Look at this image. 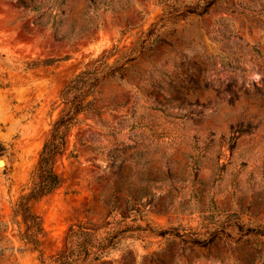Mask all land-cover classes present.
Here are the masks:
<instances>
[{
	"label": "rangeland",
	"instance_id": "374dc122",
	"mask_svg": "<svg viewBox=\"0 0 264 264\" xmlns=\"http://www.w3.org/2000/svg\"><path fill=\"white\" fill-rule=\"evenodd\" d=\"M35 1L0 0V264H40L14 204L62 88L114 47L124 77L100 85L105 111L80 116L57 157L62 184L33 203L44 256L111 212L156 231L84 264H264V0ZM222 223L211 243L190 241Z\"/></svg>",
	"mask_w": 264,
	"mask_h": 264
},
{
	"label": "trees",
	"instance_id": "16d2710c",
	"mask_svg": "<svg viewBox=\"0 0 264 264\" xmlns=\"http://www.w3.org/2000/svg\"><path fill=\"white\" fill-rule=\"evenodd\" d=\"M214 1L207 0V5H211ZM20 3L30 9L40 7L35 0H20ZM115 49L116 47L93 60L89 67L75 74L62 88L60 92V99L64 105L62 112L52 124L50 136L45 141L38 164L31 173L27 192L22 193L14 204L13 220L19 225L21 221L23 223V227L19 230L20 238L31 250L39 253L40 264H84L105 261L109 249L117 247L129 232L147 229L156 231L151 227H142L140 224L129 225L126 222L129 215L122 213L121 218L117 219L110 212L103 225L96 226L92 222H80L70 226L66 235L65 247L56 254L44 256L40 248V236L44 227L42 217L34 210L33 203L54 192L62 184L63 179L56 168L57 157L66 150L73 129L83 122L80 116L82 114L100 116L105 111L106 104L101 96L100 85L107 78L122 79L124 77L125 66L110 64L108 60V54ZM54 61L55 59L49 58L43 60L42 63L48 65ZM5 151L6 147L0 141V154ZM136 220L138 219H132V221ZM234 226L240 227L237 224ZM227 229L228 223H222L205 233H199L190 241L196 245H207L218 234L227 233ZM248 230L250 229H247V232ZM158 233L173 232L164 229L159 230Z\"/></svg>",
	"mask_w": 264,
	"mask_h": 264
},
{
	"label": "water",
	"instance_id": "95a60500",
	"mask_svg": "<svg viewBox=\"0 0 264 264\" xmlns=\"http://www.w3.org/2000/svg\"><path fill=\"white\" fill-rule=\"evenodd\" d=\"M4 161L3 159H0V165H1V162Z\"/></svg>",
	"mask_w": 264,
	"mask_h": 264
},
{
	"label": "bare ground",
	"instance_id": "6f19581e",
	"mask_svg": "<svg viewBox=\"0 0 264 264\" xmlns=\"http://www.w3.org/2000/svg\"><path fill=\"white\" fill-rule=\"evenodd\" d=\"M3 164H4V161L1 162V165H3Z\"/></svg>",
	"mask_w": 264,
	"mask_h": 264
}]
</instances>
